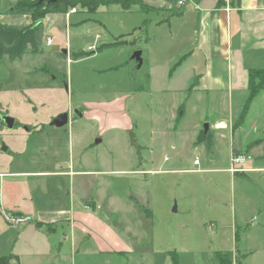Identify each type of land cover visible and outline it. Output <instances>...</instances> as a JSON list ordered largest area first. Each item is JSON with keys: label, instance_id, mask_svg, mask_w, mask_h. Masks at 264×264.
Wrapping results in <instances>:
<instances>
[{"label": "rangeland", "instance_id": "obj_1", "mask_svg": "<svg viewBox=\"0 0 264 264\" xmlns=\"http://www.w3.org/2000/svg\"><path fill=\"white\" fill-rule=\"evenodd\" d=\"M76 15L106 22L112 31L118 17L129 27V32L123 34L119 43L101 45L107 38L104 39L106 32L97 21L76 29V33L72 29L71 51L92 42L98 32L103 38L97 40L100 49L95 53L78 59L69 54V60L52 54L55 49L62 52L64 42L54 40L46 47L43 36L40 50L28 53L24 59V65L33 70L28 81L21 84L14 77L16 71L10 69L13 78L5 81L0 112L12 117L14 124L11 128H0V172L35 169L24 157L31 144H44L47 148L44 158L51 164L55 144L60 146V155L66 156L68 139L72 138L75 144L81 137L80 148L75 145L74 154L81 146L91 145L81 167L114 170L81 176L79 180L86 186L83 197L90 196L86 194L88 183L94 197L98 185L107 195H114L123 210L112 211L104 200L102 212L134 248L129 253H112L106 258L125 264H221L219 257L225 255L232 261L238 258L241 264H264V170L233 175L226 170L227 141L208 152L205 141L196 144L191 139L173 137L167 132L171 128L164 119L168 100L160 106L157 102L162 96L141 89L147 68L144 64L139 67L133 54L136 51L161 53L160 40L164 42L167 38L165 27L158 29L153 21L166 14L131 11L117 16L110 12H87L78 6ZM145 18L150 20L143 22ZM153 35L159 45L153 39L146 44ZM17 83L21 84V89L15 86ZM262 98L261 95L257 99L252 113L260 124L264 107L258 100ZM111 99L121 101V105L110 109L106 105L101 108L91 104ZM82 103H87L99 115L112 117L114 125L101 130L100 124L88 119H78L70 128L56 129L49 125L51 119L62 112L69 111L70 117L76 118L73 110L82 107ZM200 110L198 108L197 113L187 110L183 123L187 130L192 129L196 119L199 121ZM126 115L131 119L129 126L122 120ZM206 123L201 120L199 127L204 129ZM41 128L48 133V138L36 135L34 131ZM55 136L58 139L55 140ZM96 137H101V142L95 143ZM14 152L21 156L19 168H15ZM245 155L264 167V144L256 151L248 150ZM30 179L36 180L14 175L1 177L3 194L15 191L17 196L16 187L26 188V181ZM47 183L49 186L44 188V193L36 189L38 197L61 195L62 190L57 193L52 177H47ZM138 206L148 209L149 213L142 212ZM88 258L102 260L100 256Z\"/></svg>", "mask_w": 264, "mask_h": 264}, {"label": "crops", "instance_id": "obj_2", "mask_svg": "<svg viewBox=\"0 0 264 264\" xmlns=\"http://www.w3.org/2000/svg\"><path fill=\"white\" fill-rule=\"evenodd\" d=\"M15 1L0 0V23L16 27L29 25L31 20L28 15L11 10V5ZM140 1L144 7L132 4L124 9L119 4L112 3L99 5L95 10L82 8L87 12H110L117 16L131 11L166 14L162 19L153 21L156 28L165 27L167 38L164 42L160 40L161 53L158 55H154L152 51L140 53V66L144 64L147 68L146 78L140 86L144 92L162 96L157 102L158 105L163 106L164 101L168 100L166 105L168 111L164 119L171 129L167 132L173 137L178 136L180 140L191 139L196 144L205 141L208 152L227 141L229 150L226 170L233 175H246L248 172L264 170L258 161L254 162L249 158L239 166L241 170L230 171L232 155L246 154L250 149L256 151L264 144V117L260 124L252 114L258 103L257 99L261 95L264 96V84L241 116L249 95V70L264 69V0H185L182 4H179L178 0ZM78 6L73 7L75 8L73 12L69 11V8L64 13L51 12L44 15L34 35L38 48L45 36L46 47H50L54 40L65 44L62 52L55 49L52 50V54L64 56L67 60L68 55L73 54L78 59L100 49L97 40L103 36L98 32L92 42L85 43L80 50L71 51L72 29L76 33V29L97 21L106 32L104 39H107L100 43L101 45L119 43L123 39V34L129 32V27H126L124 21L118 17L112 31L108 29L106 22L88 15L77 16ZM149 20L145 18L143 22ZM47 39H50L49 43ZM152 39L159 45L156 35L148 39L146 44ZM176 48L178 50L171 53ZM28 53L32 52L27 51L21 58L14 60H9L6 56L0 58L1 105L5 81L11 76L13 78V74L9 73L10 69L16 71L14 77L20 80L21 84L27 82L30 72H33L24 65ZM21 84L17 83L15 86L21 89ZM25 98L31 102L27 95ZM258 101L264 107L262 102L264 98ZM120 103L121 101L118 102L117 99L91 102L96 107L103 108L106 105L110 109L121 105ZM198 108H201L200 116L197 115L199 121L196 119L192 129L187 130L183 125L187 110L197 113ZM66 112L68 120L65 125L61 127L49 125L56 129L65 126L70 128L78 119L96 122L97 125L100 124L101 130L114 125L112 117L97 114L87 103H82V107H75L73 112L76 118H71L69 111ZM123 118L125 126H129L131 120L129 115ZM161 119L163 118L160 117ZM201 120L207 121L206 130L199 127ZM2 126L6 125L3 123ZM34 132L48 138L44 128ZM71 136L73 137V133ZM54 138L58 139L56 136ZM101 140V137H96L95 143ZM80 144L81 137L75 144L72 138H69L66 156L60 155V146L55 144L52 147L54 159L51 164L49 159L44 158L47 153L46 146L31 144L24 152V157L31 166H36L35 169L0 172V178L14 175L36 179L27 180L26 188L16 187L17 196L15 191L3 194L0 180V258H6L7 264H125L105 256L112 253L125 254L134 250L129 240L107 221V214L102 212L104 200L112 211L123 210L119 200L112 194L107 195L104 188L99 185L96 187L95 197L92 196L93 189L91 185L89 187V183L86 194L90 196L83 197L86 186L79 180L81 176L99 172L106 174L114 170L82 168L85 152L91 145L81 146V150L75 155L74 146L80 148ZM172 147L175 148L174 145ZM206 148L202 149L206 151ZM14 154L17 160L15 168H19L17 166L22 164L19 159L21 156L15 152ZM36 156L41 159L38 160ZM194 163H197V160H194ZM47 177L54 179L53 186L57 193L62 190L61 195L37 196L36 189L44 193V188H48ZM138 207L142 212L149 213L148 209ZM3 212L29 216L31 221L23 225H13L6 222ZM99 256L102 258L99 262L92 261V258L86 259V257L98 259ZM219 258L221 264H241L238 258L234 261L227 259L225 255Z\"/></svg>", "mask_w": 264, "mask_h": 264}, {"label": "trees", "instance_id": "obj_3", "mask_svg": "<svg viewBox=\"0 0 264 264\" xmlns=\"http://www.w3.org/2000/svg\"><path fill=\"white\" fill-rule=\"evenodd\" d=\"M47 0H16L11 5V10L17 13L29 16L31 23L25 26H10L0 23V58L6 56L9 60L19 59L29 51L38 52L39 48L35 42V31L37 30L40 20L45 14L51 12H66L69 8L76 5L85 7L88 10H95L99 5L116 3L124 9L129 8L132 4L144 5L140 0H56L55 2ZM264 84V69H251L248 73L249 95L244 104L241 116L245 113L248 104L255 94ZM0 115L1 112H0ZM3 121L0 118V126ZM0 264H7L6 258H0ZM240 264V263H238Z\"/></svg>", "mask_w": 264, "mask_h": 264}, {"label": "built area", "instance_id": "obj_4", "mask_svg": "<svg viewBox=\"0 0 264 264\" xmlns=\"http://www.w3.org/2000/svg\"><path fill=\"white\" fill-rule=\"evenodd\" d=\"M185 0H178L179 4H182ZM71 12L75 11V8H70ZM50 42V39H47V43ZM247 159H249V156H246L245 154L238 153L231 156V172L239 171L241 170L239 166L245 162ZM3 217L6 220V222L13 224V225H23L29 221H31V218L29 216H22L13 214L10 212H3Z\"/></svg>", "mask_w": 264, "mask_h": 264}, {"label": "water", "instance_id": "obj_5", "mask_svg": "<svg viewBox=\"0 0 264 264\" xmlns=\"http://www.w3.org/2000/svg\"><path fill=\"white\" fill-rule=\"evenodd\" d=\"M39 1H42V0H39ZM48 1L55 2L56 0H47V1H45V4ZM140 53H141L140 51H136L133 54V58H135L137 60L139 66L141 64ZM0 118L2 119L3 123L8 128H11L13 126L14 120H13L12 117H10L8 115H5V114H2V115H0ZM67 120H68V113L67 112H62V113H59L58 115H56L55 117H53L51 119V121L49 122V124L52 125V126H55V127H61V126L65 125L67 123ZM204 128H205V130L207 129V124H204ZM3 149H5L4 146H3Z\"/></svg>", "mask_w": 264, "mask_h": 264}]
</instances>
